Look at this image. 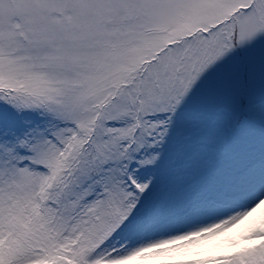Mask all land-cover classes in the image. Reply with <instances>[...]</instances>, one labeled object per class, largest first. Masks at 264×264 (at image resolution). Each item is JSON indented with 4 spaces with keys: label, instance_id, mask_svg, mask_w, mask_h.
<instances>
[{
    "label": "snow or ice",
    "instance_id": "1",
    "mask_svg": "<svg viewBox=\"0 0 264 264\" xmlns=\"http://www.w3.org/2000/svg\"><path fill=\"white\" fill-rule=\"evenodd\" d=\"M0 264H264V0H0Z\"/></svg>",
    "mask_w": 264,
    "mask_h": 264
}]
</instances>
